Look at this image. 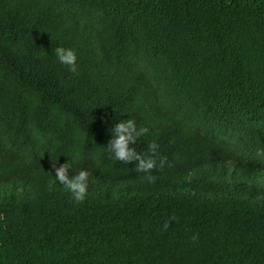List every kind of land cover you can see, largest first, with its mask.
I'll list each match as a JSON object with an SVG mask.
<instances>
[{"label":"trees","instance_id":"obj_1","mask_svg":"<svg viewBox=\"0 0 264 264\" xmlns=\"http://www.w3.org/2000/svg\"><path fill=\"white\" fill-rule=\"evenodd\" d=\"M131 117L153 182L103 148ZM259 149L264 0H0V264H264Z\"/></svg>","mask_w":264,"mask_h":264},{"label":"clouds","instance_id":"obj_2","mask_svg":"<svg viewBox=\"0 0 264 264\" xmlns=\"http://www.w3.org/2000/svg\"><path fill=\"white\" fill-rule=\"evenodd\" d=\"M54 57L68 70L76 74L79 70L78 54L74 48L57 46L54 48ZM111 138L108 141L107 150L111 158L118 162L135 163V172L141 174L148 182L154 181L153 171L163 168L167 163L160 152V145L155 140L147 143L146 150L138 151L135 146L138 141L151 134L149 127L138 125L136 119L129 118L114 124L110 130ZM258 156H264V149H259ZM229 168L232 162H228ZM55 180L58 181L70 194L76 203H83L88 194L91 181V173L87 169H81L74 173L72 160L70 163L57 167L53 165ZM74 173V174H73ZM52 174V173H51ZM170 224L165 221L163 230H167ZM192 240L196 242L198 236L194 235Z\"/></svg>","mask_w":264,"mask_h":264}]
</instances>
